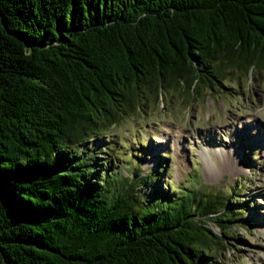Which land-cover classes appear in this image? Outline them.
<instances>
[{"label": "trees", "instance_id": "trees-1", "mask_svg": "<svg viewBox=\"0 0 264 264\" xmlns=\"http://www.w3.org/2000/svg\"><path fill=\"white\" fill-rule=\"evenodd\" d=\"M252 70L264 0H0V264H218L250 226L236 191L197 171L141 192L158 172L92 144L148 98Z\"/></svg>", "mask_w": 264, "mask_h": 264}, {"label": "rangeland", "instance_id": "rangeland-1", "mask_svg": "<svg viewBox=\"0 0 264 264\" xmlns=\"http://www.w3.org/2000/svg\"><path fill=\"white\" fill-rule=\"evenodd\" d=\"M238 74L190 98L179 92L148 98L92 145L108 142L109 153L101 154L111 159L110 169L127 175L140 163L143 175L158 172L141 192L189 184L197 171L201 183L236 191L237 201L250 206L244 212L250 226L234 223L242 240L231 239L218 264H264V71Z\"/></svg>", "mask_w": 264, "mask_h": 264}]
</instances>
